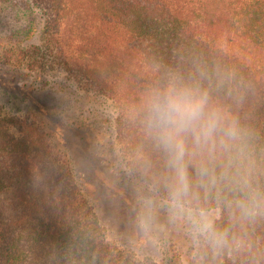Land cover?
Here are the masks:
<instances>
[{"label": "trees", "instance_id": "16d2710c", "mask_svg": "<svg viewBox=\"0 0 264 264\" xmlns=\"http://www.w3.org/2000/svg\"><path fill=\"white\" fill-rule=\"evenodd\" d=\"M20 1L45 51L113 102L131 175L218 210L191 263L264 264V0ZM176 99L197 111L180 128ZM0 264L155 263L108 243L47 134L0 112Z\"/></svg>", "mask_w": 264, "mask_h": 264}, {"label": "rangeland", "instance_id": "374dc122", "mask_svg": "<svg viewBox=\"0 0 264 264\" xmlns=\"http://www.w3.org/2000/svg\"><path fill=\"white\" fill-rule=\"evenodd\" d=\"M44 20L25 1L0 4V112L36 123L66 161L105 239L138 260L192 264L218 210L198 211L159 197L125 167L111 99L71 76L45 51ZM18 134L17 129L11 130Z\"/></svg>", "mask_w": 264, "mask_h": 264}, {"label": "clouds", "instance_id": "9594fccd", "mask_svg": "<svg viewBox=\"0 0 264 264\" xmlns=\"http://www.w3.org/2000/svg\"><path fill=\"white\" fill-rule=\"evenodd\" d=\"M196 115V109L188 107L183 100L176 99L167 106L164 119L166 122L175 124L180 128L190 122Z\"/></svg>", "mask_w": 264, "mask_h": 264}]
</instances>
